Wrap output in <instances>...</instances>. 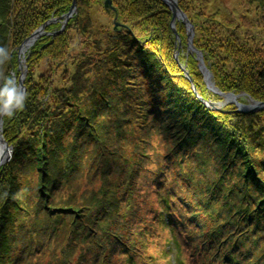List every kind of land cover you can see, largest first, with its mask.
Returning <instances> with one entry per match:
<instances>
[{"label":"trees","instance_id":"1","mask_svg":"<svg viewBox=\"0 0 264 264\" xmlns=\"http://www.w3.org/2000/svg\"><path fill=\"white\" fill-rule=\"evenodd\" d=\"M72 2L0 0V87L44 25L2 118L0 264H153L161 229L175 264H264V108L201 101L221 97L162 0H76L52 35ZM208 2L177 0L215 85L264 102V0Z\"/></svg>","mask_w":264,"mask_h":264},{"label":"water","instance_id":"2","mask_svg":"<svg viewBox=\"0 0 264 264\" xmlns=\"http://www.w3.org/2000/svg\"><path fill=\"white\" fill-rule=\"evenodd\" d=\"M171 10L172 12V18H171V27L172 30L176 33V28H175V21L176 20H180L183 24H185L187 32H188V44H187V51L189 52H194L197 55V58L199 59L198 62V66L199 69L201 70V72L203 73L204 76V80L206 85L208 86V88L213 92L216 93L217 95H219L220 97H222L225 101L227 102H233L236 106L238 110L241 111H249V112H254V111H258L262 108H264V102L261 101H256L254 99H252L251 97H249L246 93H223L221 92L218 87L215 85V82L213 80V75L212 73L208 70V68L206 67L201 54L197 51V49L194 47L193 42H192V37H193V26L192 24L189 22L186 14L180 9V7L177 4V0H162ZM109 3L110 0H106V3ZM76 12V0H73L72 5H71V9L63 16V23L62 26L60 27L59 30L55 31L52 33V35H56L58 33H60L63 28L65 23L67 22V20L69 19L70 16H72L73 13ZM118 23H115V26H117ZM43 26H40L38 29H36L30 36H28L27 38L24 39V41L19 45L18 47V53L21 55H24L23 52L25 49H27L31 44H33L34 40L41 34H43ZM176 38L177 41L180 42L179 38H178V34L176 33ZM178 51L175 54V57L177 58L178 55ZM25 62V59H22V61H20L19 63V69L22 68V71L20 72V75L18 77V84L25 90V87L23 85V80L26 74V66L23 67V63ZM185 76L188 78V80L191 82V87L192 90L194 92V94L200 98L199 94L197 93L192 80L185 68V64H180ZM211 79V80H210ZM239 95H245L247 96L248 99V103H241L238 101V96ZM201 99V98H200ZM201 101L206 105L209 106L210 108H217V106L215 105V102L213 101H208V100H203L201 99ZM227 102H221L218 103L219 105H223ZM3 113H0V147H3L4 151L7 152V155H5L4 157H0V166L4 163H6L12 155V147L10 145L7 144V142L4 140L2 134H1V127H2V123H3V119H2Z\"/></svg>","mask_w":264,"mask_h":264},{"label":"rangeland","instance_id":"3","mask_svg":"<svg viewBox=\"0 0 264 264\" xmlns=\"http://www.w3.org/2000/svg\"><path fill=\"white\" fill-rule=\"evenodd\" d=\"M234 1L235 0H209L208 3H209V6L211 4L213 5L215 3L216 6L224 8L226 10H230V9H233V7H234V3H235ZM208 3H206V9H208ZM104 21L106 22L107 19L104 18ZM261 41H262V44L264 45V37L263 38L261 37ZM26 51H27V49L24 50V52H23L24 55H25ZM20 61H22V59H20ZM24 66H25V64L23 63V67ZM18 69H19V66H18ZM25 70H27V67ZM21 71H22V68L19 69V72H21ZM18 75H20V73ZM18 75H15V79H16L17 83H18V77H19ZM25 76H26V74H25ZM237 99L241 103L246 104L249 102L247 99V96H245V95H239ZM214 102H215V105L218 106V103L227 102V101H225L223 98H221V101L217 100ZM102 111H103V113H105V112L107 113V114L102 116V117H104L103 123H106L107 118L114 117V115L112 114L113 112L109 113L110 110L108 108L105 107L102 109ZM2 118H3V116H2ZM193 163L196 166L198 165V162L193 161ZM207 169H208L207 167L204 168V170H207ZM160 231H161L160 233H162L163 236L161 238H159L156 242V245L153 246L149 250V253L153 256L152 262H153V264H175V260H174L175 251H173L168 246V242L170 239L169 231H168V229H166V230L161 229Z\"/></svg>","mask_w":264,"mask_h":264},{"label":"clouds","instance_id":"4","mask_svg":"<svg viewBox=\"0 0 264 264\" xmlns=\"http://www.w3.org/2000/svg\"><path fill=\"white\" fill-rule=\"evenodd\" d=\"M8 49L0 46V57H7ZM27 97L26 91L17 83L15 77L5 80L0 87V113L11 116L16 110L23 108Z\"/></svg>","mask_w":264,"mask_h":264},{"label":"bare ground","instance_id":"5","mask_svg":"<svg viewBox=\"0 0 264 264\" xmlns=\"http://www.w3.org/2000/svg\"><path fill=\"white\" fill-rule=\"evenodd\" d=\"M5 155H7V152L4 151L3 147H0V157H4Z\"/></svg>","mask_w":264,"mask_h":264},{"label":"flooded vegetation","instance_id":"6","mask_svg":"<svg viewBox=\"0 0 264 264\" xmlns=\"http://www.w3.org/2000/svg\"><path fill=\"white\" fill-rule=\"evenodd\" d=\"M189 53H194V52H189ZM196 54V53H195ZM196 58H197V55H196ZM198 59V58H197ZM203 59V58H202ZM198 62H199V59H198Z\"/></svg>","mask_w":264,"mask_h":264}]
</instances>
